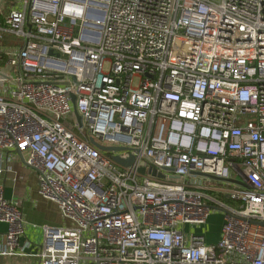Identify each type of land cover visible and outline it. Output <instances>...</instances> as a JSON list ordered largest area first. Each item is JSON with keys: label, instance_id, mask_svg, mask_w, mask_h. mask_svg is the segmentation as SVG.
<instances>
[{"label": "built area", "instance_id": "obj_1", "mask_svg": "<svg viewBox=\"0 0 264 264\" xmlns=\"http://www.w3.org/2000/svg\"><path fill=\"white\" fill-rule=\"evenodd\" d=\"M19 2L0 0V39L24 40L0 46V172L6 151L27 154L70 224L28 253L22 202L0 185V254L264 264V0ZM215 210L207 243L192 228Z\"/></svg>", "mask_w": 264, "mask_h": 264}, {"label": "crops", "instance_id": "obj_2", "mask_svg": "<svg viewBox=\"0 0 264 264\" xmlns=\"http://www.w3.org/2000/svg\"><path fill=\"white\" fill-rule=\"evenodd\" d=\"M4 155V161L1 165L3 171L0 172V185L4 187L7 198L22 202L26 222V235L22 241H31L32 246L27 249V252L34 254L39 251L44 242L43 227L45 225L61 227L69 225L70 222L62 217L56 203L43 198L38 193L37 171L25 164L24 157L27 154H22L16 150H8ZM218 213L213 212L206 223L207 225L214 216L220 219L218 228L207 229L206 227L207 243H215L221 236L223 214L221 211ZM6 231L7 224L0 222V250L5 244ZM196 232L203 234L200 231ZM0 264H40V260L32 255L7 256L0 254Z\"/></svg>", "mask_w": 264, "mask_h": 264}, {"label": "rangeland", "instance_id": "obj_3", "mask_svg": "<svg viewBox=\"0 0 264 264\" xmlns=\"http://www.w3.org/2000/svg\"><path fill=\"white\" fill-rule=\"evenodd\" d=\"M8 1H9L10 5L21 4L20 2L17 3V0H8ZM23 41L24 40L21 37H18V36L12 35V34H5L4 38L0 39V46L4 47V46H8L9 44H11L12 46H19V45L22 44ZM5 61H6V59L3 60L2 65H6ZM201 183H202V185L204 187H206V186H214L216 188H227V187L230 186V184H228L225 181L209 179L206 176H202ZM224 200L229 202V203H231V200L229 198H224ZM218 212L220 213L219 210H215L214 211L215 214L218 213ZM219 226H220V219L218 217L214 216V217H212L209 220L207 225L205 224V225H203L201 227H196V228H194V230L202 232L204 234V236H205V239H206V227H207V229H209V228L210 229H216Z\"/></svg>", "mask_w": 264, "mask_h": 264}, {"label": "water", "instance_id": "obj_4", "mask_svg": "<svg viewBox=\"0 0 264 264\" xmlns=\"http://www.w3.org/2000/svg\"><path fill=\"white\" fill-rule=\"evenodd\" d=\"M52 52V51H51ZM91 142H93V143H95L96 145H98L101 149H103V150H114V149H121V147H107V146H103V145H100V144H97L93 139H91ZM114 159L115 160H117L119 163H122V164H124V165H130L132 162H133V160H134V157L133 156H131L130 158H128V159H122V158H120L119 156H114ZM144 164V163H143ZM140 171L142 172V173H144L145 171H146V168H145V166H142L141 168H140ZM149 172L150 173H152V175H157V176H159V177H164V174H162V173H158L155 169H153L152 167L149 169Z\"/></svg>", "mask_w": 264, "mask_h": 264}]
</instances>
